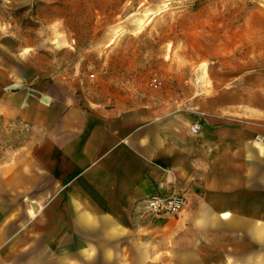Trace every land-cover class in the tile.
Here are the masks:
<instances>
[{
  "label": "crops",
  "instance_id": "0c3cea01",
  "mask_svg": "<svg viewBox=\"0 0 264 264\" xmlns=\"http://www.w3.org/2000/svg\"><path fill=\"white\" fill-rule=\"evenodd\" d=\"M15 59L0 119L30 134L0 150V264H264V89L198 113L111 105L80 68ZM155 193L186 205L150 217Z\"/></svg>",
  "mask_w": 264,
  "mask_h": 264
},
{
  "label": "rangeland",
  "instance_id": "374dc122",
  "mask_svg": "<svg viewBox=\"0 0 264 264\" xmlns=\"http://www.w3.org/2000/svg\"><path fill=\"white\" fill-rule=\"evenodd\" d=\"M31 56L80 68L88 95L111 105L163 100L198 113L225 93L239 99L241 86L253 100L264 0H0V59ZM29 134L0 119V150Z\"/></svg>",
  "mask_w": 264,
  "mask_h": 264
},
{
  "label": "built area",
  "instance_id": "2783aa9c",
  "mask_svg": "<svg viewBox=\"0 0 264 264\" xmlns=\"http://www.w3.org/2000/svg\"><path fill=\"white\" fill-rule=\"evenodd\" d=\"M199 128L198 125L192 127L195 132ZM186 205V199L183 195H162L155 193L147 197L145 201V213L153 218L160 216H173L179 214Z\"/></svg>",
  "mask_w": 264,
  "mask_h": 264
}]
</instances>
